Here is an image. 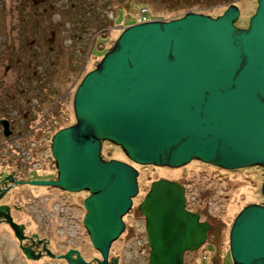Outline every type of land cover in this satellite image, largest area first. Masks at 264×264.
<instances>
[{
  "label": "water",
  "instance_id": "water-1",
  "mask_svg": "<svg viewBox=\"0 0 264 264\" xmlns=\"http://www.w3.org/2000/svg\"><path fill=\"white\" fill-rule=\"evenodd\" d=\"M230 2L210 16L188 11L120 27L111 45L77 82L73 123L49 138L54 179L27 180L64 191H86L82 226L106 262L122 216L137 192V170L104 159L103 141L138 165L178 167L191 159L222 169L261 168V203L244 204L227 232L228 264H264V0H255L245 27L234 25ZM2 135L7 120L0 119ZM2 192L0 191V196ZM0 204V216L21 238ZM137 210L147 237V264H182L209 227L185 207L184 187L159 177L149 182ZM27 258L26 248H21ZM71 264H90L80 257Z\"/></svg>",
  "mask_w": 264,
  "mask_h": 264
},
{
  "label": "rangeland",
  "instance_id": "rangeland-1",
  "mask_svg": "<svg viewBox=\"0 0 264 264\" xmlns=\"http://www.w3.org/2000/svg\"><path fill=\"white\" fill-rule=\"evenodd\" d=\"M228 2L234 3L240 13L234 25H244L255 0H0V111L8 116V125L14 129L11 137L19 134L14 128L16 122L27 124L23 129L30 130L24 139L17 141L9 140L0 130V172L10 169L3 164L22 153L25 159L20 161L27 168L43 165L47 171L44 175L32 173L30 177L53 176L49 138L58 128L73 123L71 98L77 82L111 45L120 27L132 23L139 9H145L151 19H169L188 11L215 16ZM34 24L37 26L32 27ZM26 29L30 30L26 32ZM44 41L46 45H41ZM15 60L29 63V74L34 72L43 77L39 81L46 79L44 90L47 88L49 93L42 101L37 102L33 95L27 98V93L18 94V87L15 90V79L21 80ZM24 80L20 81L24 83V91L23 87L35 85ZM19 106L27 107L24 117ZM100 154L104 159L128 161L117 146L108 142H102ZM131 164L137 170V192L132 198V209L122 221L127 236L111 246L112 253L119 255L120 264L145 263V256L136 250L138 240L131 235L144 231L143 218L135 208L149 182L159 177L183 184L185 207L196 209L200 219L209 222L206 241L211 244L203 243V248L193 255L185 254L184 264H205L202 253L211 264H228V227L244 204L262 202L261 168L222 170L193 159L178 167ZM86 195V191L69 194L49 187L21 186L6 192L0 203L19 206L11 214L14 221L25 225V231H34L58 243L60 236L67 233L68 217L83 215L81 202ZM83 241L80 234L84 251ZM15 244L7 228L0 225V264H61L59 260L24 259Z\"/></svg>",
  "mask_w": 264,
  "mask_h": 264
},
{
  "label": "flooded vegetation",
  "instance_id": "flooded-vegetation-1",
  "mask_svg": "<svg viewBox=\"0 0 264 264\" xmlns=\"http://www.w3.org/2000/svg\"><path fill=\"white\" fill-rule=\"evenodd\" d=\"M30 1H32V0H30ZM228 3H226V5ZM239 15H240V13H238V17H239ZM246 23H247V20H246ZM246 23L244 25L238 26V27H245ZM0 119H5V118H0ZM16 123L17 124H16V126L14 128H15L16 131H18L19 134L11 137L10 134H12L14 132V129H13L12 126L8 125V121H7V129H8L7 136H8L9 140L10 139H13L14 141L22 140V139H24L26 137V135H28L30 133L29 129L28 130H24L23 129L24 125H27V124H24L22 122H16ZM21 123H22V125H21ZM67 125H69V124H67ZM0 130H1V134H2L1 125H0ZM24 159L25 158H23L22 153H20V155L17 158H15V160H13V161L9 160L7 163L3 164V165H7L10 169L0 172V191L2 192L0 198H2L5 195L6 192L9 193L10 190L17 189V188H19L21 186H37V187L40 186V187H49V188H54V189H57V190H61L59 188H56V187H53V186H50V185L28 184L26 182L27 180H46V179L50 180V179H54L55 173H53V176H50L49 178H33V177H30V175L32 173L36 174V175H40V174L44 175V174H47V171H46V169L44 168L43 165L42 166L39 165V166L35 167L34 169L27 168L26 163H23V162L20 161V160L24 161ZM125 162H128V163L131 164V162H129V161H125ZM205 164L206 165H210V164H207V163H205ZM211 166H213V165H211ZM214 167H216V166H214ZM217 168H219V167H217ZM219 169H222V168H219ZM222 170H224V169H222ZM225 170H228V169H225ZM53 171H54V168H53ZM23 172H26V175H23L22 174ZM178 183H180V182H178ZM61 191L67 192L69 194L73 193V192H70V191H64V190H61ZM0 204H4V205L7 206L6 212L10 216L12 222L21 225L22 235H21V238L18 240L13 235V232H12L11 228L4 222L3 218L0 216V225H3V226H5L7 228L8 232L10 233V235H11V237L13 239V241H15V243H16L15 244L16 245V249H17V251L19 252V255L22 258L28 259V260H34V261H39V260H46V261L47 260H59L61 262V264H71L70 260H67L64 257V255L69 251V259H71V258L73 259V258H76V256H78L84 262H89L90 264H95L97 260L101 259V256L98 253V251L91 245L89 237H88L86 231L84 230V228L82 226V222H81L82 216L79 217V215H77V216L68 217V221H70V223H69V226H68L67 231H66L67 233H63V235L60 236L61 239L59 240V242L55 243L53 238L50 239L47 236L39 235L38 233H36L34 231H29V232L25 231V225L23 223L13 220V217H12V214H11V210L18 211L19 206H16L14 204L8 205V204H5V203H0ZM81 206H82V202H81ZM131 206H132V202H131ZM131 206H130V209H132ZM129 210H128V212H129ZM190 211H196L198 213V220L206 221L208 223V225H209V222L207 220L200 219L199 212L196 209L195 210H190ZM126 214L127 213H125L122 216V221H123V217ZM141 217L142 216L140 215V218ZM70 227H71V229H70ZM80 228L83 229V232H79ZM123 229H125V228L123 227ZM80 234L83 235L84 251L81 249V246H80ZM134 234H136V235L134 236ZM134 234L132 233L131 235H133V237L138 240V246H137L136 250L138 251L139 254H142V256H145V263L144 264H147L148 245H147L146 234H145L144 231L141 232V233L137 232V233H134ZM126 236H127V233L123 232V230H122L118 234V236L114 240H112L110 242V244L108 246V249H107V252H106V262L111 263L110 262L111 259L115 258V262H116L115 264H120L119 255L117 253H112L111 246H112L113 243H115L119 239L122 240L123 237L126 239ZM206 240H207V235L205 236V238L202 241V243L200 245H198L197 248H195L193 250H185V251H183L182 252V256H181L182 257V264H184V255L185 254L193 255L196 251H198L200 249V247L202 246L203 243H210L209 241H206ZM21 248H26L29 251L30 257H32V258L25 257L24 254L21 251ZM85 248L86 249L88 248L87 249L88 252H87V250ZM201 248H203V246Z\"/></svg>",
  "mask_w": 264,
  "mask_h": 264
},
{
  "label": "trees",
  "instance_id": "trees-1",
  "mask_svg": "<svg viewBox=\"0 0 264 264\" xmlns=\"http://www.w3.org/2000/svg\"><path fill=\"white\" fill-rule=\"evenodd\" d=\"M49 1V0H48ZM78 8H79V6H78ZM37 25L36 24H34L32 27H36ZM28 30H30V29H26V32L28 31ZM53 30V29H52ZM37 31H39V29L37 30ZM54 31V30H53ZM31 33H34L33 31H30V34ZM49 44V43H48ZM41 45H46V41H44V44H41ZM18 53V52H17ZM16 53V54H17ZM14 65H16V67H17V71L16 72H20L19 74L20 75H18V76H20L21 77V80H17V79H15V83H16V86H15V90L17 91V87H18V94L19 93H21V94H24V93H27L26 95H27V98H29V99H31V96L33 95V96H35L36 98H34L35 100H37V102H39L40 101V99H41V101L45 98V95H46V93H49V91H48V89L46 88V90H44L45 89V86L47 85V82H46V79L44 80V79H42L41 81H39L38 79H40V78H43V77H40V76H38L39 74H35L34 72H32L31 74H29V68H28V66L27 65H29V63H18L17 62V60H15L14 61ZM26 67V68H25ZM23 72V73H22ZM23 74H25V75H23ZM17 75V74H16ZM24 78H26V80H24V81H26L28 84H30V82L32 81L35 85H27V86H25V87H23L24 89H25V91L24 90H22V85H24V83L22 84V83H20V81H22ZM32 79H34V80H32ZM26 85V84H25ZM33 90V91H32ZM15 91V92H16ZM18 99H20V98H18ZM17 100H15V102H16ZM13 103H14V101H12ZM11 102V103H12ZM12 103V105H14L15 106V104H13ZM20 107V106H19ZM25 110H27V107H20V110H19V113L20 112H22L23 111V113L22 114H20L21 116L23 115V117L25 116V115H27V113H26V111ZM3 111H0V118H5L6 120L8 119V116L5 114V113H3ZM29 114V113H28ZM8 121V120H7ZM103 142H105V141H103ZM137 210V208H135V211ZM217 262V261H216Z\"/></svg>",
  "mask_w": 264,
  "mask_h": 264
},
{
  "label": "built area",
  "instance_id": "built-area-1",
  "mask_svg": "<svg viewBox=\"0 0 264 264\" xmlns=\"http://www.w3.org/2000/svg\"><path fill=\"white\" fill-rule=\"evenodd\" d=\"M151 19V17L148 16V13H146L145 9H139L138 13L132 17V23L133 22H142V21H147ZM201 260H205V264H211L209 260H207V256L205 253H202L201 255Z\"/></svg>",
  "mask_w": 264,
  "mask_h": 264
}]
</instances>
